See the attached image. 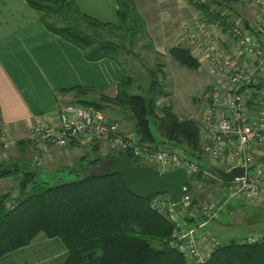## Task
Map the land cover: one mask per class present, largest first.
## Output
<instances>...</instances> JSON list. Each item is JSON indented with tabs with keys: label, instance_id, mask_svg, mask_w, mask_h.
Here are the masks:
<instances>
[{
	"label": "trees",
	"instance_id": "1",
	"mask_svg": "<svg viewBox=\"0 0 264 264\" xmlns=\"http://www.w3.org/2000/svg\"><path fill=\"white\" fill-rule=\"evenodd\" d=\"M25 1L37 12L47 30L77 46L90 61L109 58L120 62L118 53L124 45L108 35L121 38L123 34L134 35L146 30L133 0H116V24L83 13L73 0ZM188 1L209 21L226 23L227 18L219 9H227L239 0ZM238 19L245 27H250L251 23ZM168 53L182 66L194 70L200 66L190 49L182 44L171 46ZM157 72L149 71L150 85L143 95L128 91L132 78L125 71L113 97L102 93L95 98L87 97L96 93L90 87L75 86L60 92H73L76 103L103 112L108 107L121 111L133 122L139 142L173 146L193 158L199 170L186 178L185 186L190 193V179L198 183L214 182L204 176L202 169L220 176L199 153L201 124L193 119L179 118L170 104L155 105L156 96L164 94V85ZM150 97L152 112L147 106ZM158 108L160 113L156 112ZM23 142L30 143L26 140L20 144ZM127 152L131 153L135 165H144L130 149L104 157L82 155L70 169L79 172L77 177L54 184L39 179L42 162L38 165H30L27 161L0 162V179L14 180L9 190L0 193V257L30 244L41 235L56 237L63 243L68 255L62 264H264V239L249 244L238 243L235 239L223 241L205 262L188 263L172 242L173 224L150 207L154 194L139 198L125 188L120 175L103 173L106 170L103 166ZM263 155L264 151L258 161L264 162ZM44 170L42 168V172ZM191 202L194 203V199Z\"/></svg>",
	"mask_w": 264,
	"mask_h": 264
},
{
	"label": "built area",
	"instance_id": "2",
	"mask_svg": "<svg viewBox=\"0 0 264 264\" xmlns=\"http://www.w3.org/2000/svg\"><path fill=\"white\" fill-rule=\"evenodd\" d=\"M250 1L264 11V0ZM254 24L247 28L240 20L233 23L229 29L233 50L222 47L199 12L192 13L178 25L182 34L179 37L185 46L192 50L194 57L208 62L216 79L208 95L200 130L207 133L204 148L209 162L218 166V161L224 159L227 167L222 169L225 171L236 166L244 168L243 176L226 184L210 171L202 169V172L206 178L222 184L219 190L226 197H242L252 203L261 199L264 185V162L258 161L264 151V94L260 89L264 80V28ZM248 101L256 107L254 111L250 110ZM28 138L39 146H65L77 139L106 143L117 152L130 149L135 157L155 161V167L184 168L186 178L199 170L195 160L180 149L139 142L134 133L122 131L105 112L76 102L59 103L52 118L38 116L28 131ZM150 207L173 224L172 242L188 263L205 262L210 251L222 243L212 235L207 237L203 229L206 223L218 219L216 202L208 201L192 210L186 186L179 202L172 203L166 193H157L151 198ZM263 239L264 234H251L238 242L249 244Z\"/></svg>",
	"mask_w": 264,
	"mask_h": 264
},
{
	"label": "crops",
	"instance_id": "3",
	"mask_svg": "<svg viewBox=\"0 0 264 264\" xmlns=\"http://www.w3.org/2000/svg\"><path fill=\"white\" fill-rule=\"evenodd\" d=\"M73 1L83 13L89 16L103 22L117 23L116 0ZM133 2L145 23V32L150 46L160 53L165 50L168 51L172 46L168 42L175 37V30L177 33L179 25L177 21L183 14L181 0H133ZM168 6L171 7L172 11L167 12ZM225 49H234L232 39L225 44ZM123 76V66L120 62L109 58L96 61L87 60L77 46L47 30L37 12L25 0H0V134L3 135V138H23L38 116L52 118L59 103L76 101L75 93L60 92L62 89L75 86L90 87L96 93H90L87 97H98V93L113 97L117 91V83ZM183 87L184 85L181 83L180 90L183 91L173 90L176 93L178 103L187 98L191 99V95L184 92ZM176 88H178L177 83ZM260 89L264 94V80ZM181 104L183 103L181 102ZM248 106L251 111L256 108L249 101ZM173 107L175 108L174 105ZM113 112L109 115L117 121L122 130L128 131V127H124L125 123L133 129V122L128 119V116L120 114L119 111ZM23 143H19L22 148L25 145V148L32 149L29 143ZM86 144L85 140L75 139L69 143V151L52 144L47 145L48 151L45 148L46 145L40 146L39 156L41 158L39 161L42 163H54L58 160L53 154L57 149L59 153H65L63 158L59 160L68 161L58 168L45 169L43 165L40 167L51 175L58 172L59 169L67 168L70 170L71 165L73 163L75 165L82 155L90 156L91 152L88 148L90 145L94 148L93 151L91 150L93 153L91 158L105 156L106 153L103 152V148H107L106 145ZM33 150L38 152L36 149ZM52 150H54L53 153H50ZM27 162L30 165H38V161L35 163L31 159V155L30 162L29 160ZM203 162L201 161V163ZM197 181L196 179L192 181V193L198 192L195 189L197 188ZM212 196L209 195L206 198L207 201L203 203L208 201L217 203L222 196L226 195L219 193L217 198ZM228 198L226 197L223 203ZM195 203L197 205L194 206L195 208L202 204L198 201ZM248 206L253 215H249L250 213L248 214L242 208L233 210L232 213L235 221L245 223L250 228L241 236H227L228 240L241 238L244 233L246 235L249 232L251 234H264V185L258 203L249 202ZM197 219L199 220V216ZM218 224V220L209 221L205 228L212 236L223 241L221 235H225V233L224 231L219 232ZM67 255V249L58 238L40 236L30 244L1 256L0 264H62Z\"/></svg>",
	"mask_w": 264,
	"mask_h": 264
},
{
	"label": "rangeland",
	"instance_id": "4",
	"mask_svg": "<svg viewBox=\"0 0 264 264\" xmlns=\"http://www.w3.org/2000/svg\"><path fill=\"white\" fill-rule=\"evenodd\" d=\"M200 1L206 2L207 0H200ZM181 2L183 3V6L181 8L183 10V14L178 19L177 24L179 23L181 19L182 20L187 19L194 12H199L200 14L203 15V13L200 10L195 9V7L188 2V0H181ZM219 10H221L220 11L221 15L226 16L227 18L226 23H221L220 20L211 22L204 15L203 16L208 21V24H209L208 27H210L213 33H215V35L218 37L219 42L224 48H225V44L229 43L231 39V36L229 34V29L233 26V23H235V21L239 20L238 19L239 17L246 20L247 23H255L254 25L259 24L260 27L264 28V13H261L264 11H260L259 8L253 2L251 3L250 0H243V1L239 0L235 3L230 4L229 8L227 9L224 8V9H219ZM170 11H172L171 7H169V10L167 12H170ZM164 12H166V10H164ZM175 34H176L175 37L171 38L168 44L170 43V45L174 46L175 44L181 43L182 46H185L184 41L181 39V37H179V35H182L180 33L179 27L177 28V33L175 30ZM173 36H174V33H173ZM108 37L112 39L113 41L122 43L124 45V49L120 50L118 53V58L121 62V65L123 66L125 73L129 77L132 78V82L130 83V87L128 89L129 92L136 93V94H142V95L146 94L149 88V85H150L149 71L150 70H155V72L158 71L157 77L160 80V82L163 83L164 85L163 87L164 94L160 93L156 96L155 105L162 106V105L170 104L172 105L173 112L179 118L193 119L197 123L201 124V122L204 120L203 115H204L206 104L208 102V95L210 93V89L212 85L216 84V79L213 77L210 65L208 64L206 60L202 58L199 59V57L198 58L195 57L200 63V66L197 70L182 66L174 58L171 57V55L168 53L167 50H165L163 53H160L156 51L153 47H151L149 41L147 40L148 39L147 34L144 31L136 32L134 35L123 34L121 38L115 35H108ZM190 52H192V50H190ZM158 66L160 67V70H158ZM176 83H177L178 88H176ZM181 83L184 85L183 87L184 92L191 95L190 100L187 98L185 101H181L183 104H181V102L178 103V101H176V93H174L176 90L178 92L183 91V90H180ZM171 85L173 86L171 87ZM173 105L175 106V108L173 107ZM105 111L107 115L109 114L111 115V112L115 110L108 107L105 109ZM159 111H160L159 108L156 109L157 113H160ZM119 113L123 114L121 113V111ZM128 119L130 120V118ZM124 125H125L124 126L125 128L128 127V131L122 130V128L119 126L122 131L126 133L134 132L133 129H131L132 128L131 126L127 125L126 123ZM152 128L155 129V126L153 124H152ZM157 134L159 133L157 132ZM205 134H207L205 131H203V133L199 132L200 146L198 147V150H199L200 155L202 157H206V159L209 161L208 159L209 155L206 152V149L204 148L205 143H206V141L204 140ZM28 139H29L28 133L23 138L22 137H17V138L9 137L7 139L4 138V141L2 139V136L0 135V162H4L6 164L16 162V161L24 162V161L29 160L30 162V155H31V159H33L35 163L38 161V164H40L41 161H39V159L41 157L39 156L40 155L39 148H41L40 146H43V145L45 146V144H41L39 146L38 144H34L30 142L31 144L29 143L30 144L29 146L32 149L22 148L21 145L19 144L20 143L19 141H22V140L26 141ZM85 141L87 143L86 145H90V144L94 145V143H91L90 140H85ZM101 144L107 146V148L105 149L103 148V152L106 153L105 155H108L110 153L115 155L117 153V151H114V149L108 144L106 143H101ZM47 145L48 144H46L45 148L48 151L47 148L49 145L48 146ZM68 145L69 144L65 146L63 145L62 146L57 145V146H59L58 148L67 149L69 151L70 149ZM88 148L90 149V152H91L90 156L93 155L92 151L94 150V148L92 147V145H90V147L88 146ZM33 149H36V151L38 150V152H35ZM53 151L54 150L50 151V153H53ZM62 153L65 154L64 152ZM85 153H88V151H85ZM53 154L58 160H56L54 163L41 164V166L42 165L45 166V169H51L54 167L58 168V167H61L62 164H65L64 162H68L67 160H64V161L59 160L60 158H63V154L59 153L58 149ZM139 160L141 164L151 166L155 168L156 170H158L159 172H166V171L172 170L171 166H165V165L160 166L159 165L158 167H155L157 166V164L154 163L155 161L150 162L145 159H139ZM104 162L105 160L102 161L101 165L102 164L104 165ZM75 165L73 163L71 165V168L74 167ZM217 165L220 168L227 167L226 161L224 159L218 161ZM164 166L165 168H163ZM38 171H39L38 173L39 179L47 181L49 184L67 182L69 180H73L77 177V173H79V172L68 170L67 168L63 170L59 169L58 172L52 175L44 174L48 171L45 170V172L44 171L42 172V168L39 169ZM13 181L14 180H12L11 178L0 180V193L9 190V188L13 184ZM192 181L193 180L190 179L191 184L193 183ZM214 182L212 183L207 182V184L199 182L197 184V187L199 188H195L197 189L198 192L189 193L188 191V194L191 197V201L192 199H195L196 201L203 204L204 201H207L206 198L209 195L210 196L214 195L212 197L217 198V194L220 193L219 187L221 183H214ZM195 202L194 203L191 202L192 210L194 206H197ZM248 203L249 202H246L245 198L234 197V198H228V200L219 207V216L217 219L219 221V224L217 226V229L219 230V232L224 231L225 235H221V237H223V241H228L227 236H241L243 232L247 231V229L250 228V227H247L245 223H240L238 221H235L234 215L232 213L233 210L242 208L246 212H248V214L250 213L249 215H253L251 214L252 210L249 208ZM256 203H252V204H256ZM205 225L203 229H205L208 235L207 237H210L211 233L205 228ZM248 235H251V232H249V234H246V235L244 233L242 235L243 237L235 239V240H238V241L243 240ZM40 236H37L35 239H37ZM214 239L221 240L218 237H214ZM211 253L212 251H210V255Z\"/></svg>",
	"mask_w": 264,
	"mask_h": 264
},
{
	"label": "water",
	"instance_id": "5",
	"mask_svg": "<svg viewBox=\"0 0 264 264\" xmlns=\"http://www.w3.org/2000/svg\"><path fill=\"white\" fill-rule=\"evenodd\" d=\"M151 103L152 98L150 97L147 101L150 112H152ZM103 167L106 169L103 172L105 175H120L125 188L139 198H147L157 193H166L172 203H177L184 192L186 171L182 167L159 172L151 166L135 165L130 152L120 155ZM210 168L225 181L241 177L244 174L242 166L232 167L228 171L211 164ZM225 199L226 196H222L216 206L220 207Z\"/></svg>",
	"mask_w": 264,
	"mask_h": 264
}]
</instances>
